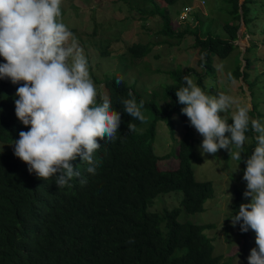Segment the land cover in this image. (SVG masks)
I'll return each mask as SVG.
<instances>
[{"label": "trees", "instance_id": "16d2710c", "mask_svg": "<svg viewBox=\"0 0 264 264\" xmlns=\"http://www.w3.org/2000/svg\"><path fill=\"white\" fill-rule=\"evenodd\" d=\"M125 1L130 5L129 0ZM160 1L166 6H174L178 2ZM250 1L243 0L242 16L238 0H224V6L216 10L228 17L221 20L224 37L211 33V17L209 21L204 18L207 27L202 33L200 26L204 22L193 29H185L190 36H195L193 47L202 56L199 60L202 73L194 68L183 72L166 71L174 84L163 88L160 106L156 105L157 92L150 94L153 101L147 102L143 99L144 88L136 90L123 80L117 85L114 77L101 82L102 91L110 97L113 110L121 111L122 123L114 142L101 141V148L95 153V158L101 163L95 174L88 173L85 170L87 165L79 159L75 162L87 180L84 185L74 178L70 182L71 187L58 189L55 177L44 181L35 173L29 174L24 162L14 153L5 151V145L18 139L20 131L29 129L15 115V93L20 85H13L7 79L0 80V264L220 263L221 257L213 256L211 241L202 234L203 227L180 223L177 220L179 209L158 214L149 212L148 208L160 194L181 192L182 210L186 214H194L202 212L205 201L213 195L207 183L197 182L194 178L190 165L192 147L188 142L190 125L187 116L181 112L183 105L177 102L175 93L185 85L183 78L190 74L196 75L199 82L203 77L216 78L213 58L225 59L237 49L233 42L238 39L242 17L245 29L253 20L248 17ZM162 18L168 21L167 15H162ZM195 18L199 19V16ZM163 31L170 33L167 28ZM260 33L264 36V29ZM257 47L252 42L242 55L244 67L240 68L241 72L238 67L229 75L230 79L237 81L242 75L241 81L251 97L261 77L252 76L259 62ZM149 51L147 46L133 45L127 52L138 61ZM102 54H107L106 48ZM3 62L0 57V63ZM261 64L264 65V60ZM199 84L205 91L206 86ZM129 92L138 104L143 101V109L148 108L153 115L150 129L144 133L128 132L129 122L137 127L141 124L123 113L120 101L129 98ZM249 114L260 122L264 117L257 105H253ZM172 117L184 131L175 153L179 166L174 171H163L159 169V158L153 150V125L164 120L172 127ZM246 135L251 144L242 155V163L255 147L254 133L249 131ZM234 194L231 217L242 203H246L240 191ZM237 228L238 234L245 238L246 233H241L239 224Z\"/></svg>", "mask_w": 264, "mask_h": 264}, {"label": "clouds", "instance_id": "9594fccd", "mask_svg": "<svg viewBox=\"0 0 264 264\" xmlns=\"http://www.w3.org/2000/svg\"><path fill=\"white\" fill-rule=\"evenodd\" d=\"M75 1L0 0V57L4 61L0 63V80L20 85L15 93V115L29 129L19 132V138L13 140L14 152L9 154L14 153L24 162L29 174L35 173L44 181L55 177L58 189L71 187L74 178L81 185L87 183L75 162L79 159L87 165L88 173L95 174L101 163L95 158L101 141L114 142L122 123L121 111L113 110L110 97L99 91V77L94 76L95 83L91 77L89 67L92 71L93 66L90 57L87 60L88 52L84 54L75 31L63 22L62 16L75 8ZM187 8L190 10L178 14L181 27L189 25L187 18L193 9ZM165 28L170 29L168 24ZM163 30L170 36L174 33L171 29L170 33ZM97 34L95 27L87 37L98 40ZM100 40V45L111 43L108 39ZM90 43L96 48L94 43L98 42ZM102 52L99 56L107 55ZM183 79L185 85L175 95L177 102L184 105L181 112L189 125L203 137L198 146L202 156H215L223 149L229 158L240 162L248 140L246 133H254L255 147L244 160L242 177L246 181L243 196L250 198V202L239 206L231 223L233 227L239 224L241 233H255L256 246L250 250L248 264H264V125L249 116V104L241 105L223 92L210 95L189 76ZM115 82L119 85L121 79L117 77ZM128 97L120 101L123 113L147 123L149 118L142 111L144 102L138 104L131 92ZM127 129L135 132L137 126L129 122ZM178 166L179 163L175 169L163 171H174Z\"/></svg>", "mask_w": 264, "mask_h": 264}, {"label": "rangeland", "instance_id": "374dc122", "mask_svg": "<svg viewBox=\"0 0 264 264\" xmlns=\"http://www.w3.org/2000/svg\"><path fill=\"white\" fill-rule=\"evenodd\" d=\"M129 1L130 5L125 0H76L75 8L68 10L62 16L63 22L70 30L75 31V37L84 54L88 52L87 60L90 57L93 72L90 67L89 70L94 83V76L99 77L100 82L106 78L119 77L133 85L136 90L144 88L143 99L147 102L153 101L150 94L159 93L156 105L160 106L163 88L171 83L174 84L166 71L183 72L188 68H194L197 72L202 73L199 66L202 56L199 50L193 47L195 36H190L185 29L187 27L193 29L199 23L204 22L200 26V33H202V30L207 27L204 17L207 18V21L212 18L210 30L213 32L211 33L224 37L221 20L228 19V17L216 12L220 6H224V0H203L204 5L202 0H178L174 6H166L160 0ZM238 1L243 5V0ZM251 1L248 4L249 10L251 9L248 17L253 20L247 29L244 25L239 28L237 32L239 39L233 42L237 49H234L225 59L213 58L216 78L203 77L199 82L196 75L190 74L189 77L201 88L203 86L199 83H203L206 86L205 92L210 95L223 92L233 96L241 105L249 104L251 110L253 105H257L258 110L264 114V65L261 64L264 60V36L260 33L264 29V0ZM135 2H138V7L141 5L139 11L136 10ZM198 4L199 7H197ZM188 6L193 9L187 18L189 25L181 27L178 14ZM149 10L152 14L148 12ZM197 12L198 14H196ZM162 15H167L170 22L169 20L165 21ZM196 16L203 20L195 18ZM166 24L174 32L173 35L170 36L162 32V28ZM95 27L98 40L87 37L92 34ZM244 32L250 33L247 35ZM175 34L178 37H175ZM101 38L111 41L110 45L107 47V42L106 45L104 43L100 45ZM91 40L98 42L94 43L96 48H93ZM252 42L257 44L259 53L257 69L252 72V76H261L253 90V97L250 96L246 85L241 81L242 75L239 76L238 81L229 78V75H232L238 67L241 72L240 68L244 67V62L241 60L242 55ZM133 45L147 46L150 51L140 61H136L127 52ZM104 47H106L107 55L99 56L101 51L105 50ZM97 89L99 90V88ZM99 91L102 92L101 85ZM142 111L149 119L147 123H141L137 127L136 133L148 131L149 125L153 121V115L148 108ZM225 115L230 117V112ZM174 120L172 117V122H174L172 127L164 120H159L153 125V150L155 155L160 158L158 164L162 170L169 168L172 170L178 165V160L174 156L178 150V141L184 131L181 125L175 124ZM261 124L264 125V117ZM202 139L203 137L190 126L188 142L192 147L190 165L194 178L197 182L207 183L213 194L205 201L204 210L196 214H185L180 207L182 193L170 192L156 196L148 211L162 213L178 208L180 212L177 220L180 223L187 222L203 227L202 234L211 241L214 256L221 257L220 264H248L247 258L255 243V233L249 230L245 238L241 237L238 234V224L233 227L230 220L234 192L240 191L243 195L246 189V181L242 179L244 163L232 160L229 158L228 152L223 149L218 151L215 156L207 154L202 156L198 150ZM13 144L14 141L5 145L7 153L14 152ZM250 144V141L247 140L244 152ZM244 200L246 203L250 202V198L244 197Z\"/></svg>", "mask_w": 264, "mask_h": 264}, {"label": "water", "instance_id": "95a60500", "mask_svg": "<svg viewBox=\"0 0 264 264\" xmlns=\"http://www.w3.org/2000/svg\"><path fill=\"white\" fill-rule=\"evenodd\" d=\"M241 4V3H240ZM240 6V8H239V13H240V15L242 16V14H243V11H242V9H241V5H239ZM243 25V17H242V20H241V24H240V27ZM238 34V33H237ZM238 39H239V34H238ZM243 65H244V63H243ZM243 69V67L241 68V70Z\"/></svg>", "mask_w": 264, "mask_h": 264}, {"label": "built area", "instance_id": "2783aa9c", "mask_svg": "<svg viewBox=\"0 0 264 264\" xmlns=\"http://www.w3.org/2000/svg\"><path fill=\"white\" fill-rule=\"evenodd\" d=\"M189 10H190L189 8H186V11H189ZM181 18H184V15H182Z\"/></svg>", "mask_w": 264, "mask_h": 264}]
</instances>
